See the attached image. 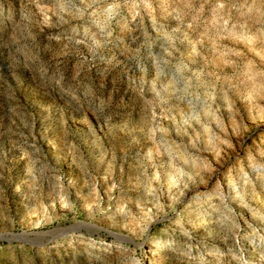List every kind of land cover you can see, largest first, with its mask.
Returning a JSON list of instances; mask_svg holds the SVG:
<instances>
[{"label":"rangeland","instance_id":"rangeland-1","mask_svg":"<svg viewBox=\"0 0 264 264\" xmlns=\"http://www.w3.org/2000/svg\"><path fill=\"white\" fill-rule=\"evenodd\" d=\"M0 264H264V0H0Z\"/></svg>","mask_w":264,"mask_h":264},{"label":"bare ground","instance_id":"bare-ground-1","mask_svg":"<svg viewBox=\"0 0 264 264\" xmlns=\"http://www.w3.org/2000/svg\"><path fill=\"white\" fill-rule=\"evenodd\" d=\"M152 255V254H151Z\"/></svg>","mask_w":264,"mask_h":264}]
</instances>
